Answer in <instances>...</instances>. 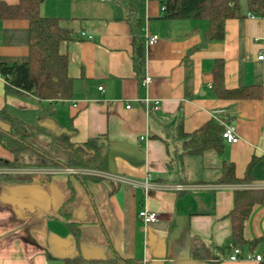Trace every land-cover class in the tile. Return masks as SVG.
Here are the masks:
<instances>
[{"label":"crops","instance_id":"1","mask_svg":"<svg viewBox=\"0 0 264 264\" xmlns=\"http://www.w3.org/2000/svg\"><path fill=\"white\" fill-rule=\"evenodd\" d=\"M239 2L242 16L227 20L224 39L208 41L207 20L165 19L160 0H42L41 14L59 18L73 33L60 45L68 55L72 96L48 101L31 92H8L0 76V109L57 133L67 129L72 117V142L99 137L109 147L120 141L142 151L144 163L137 165L140 160L119 153L116 172L109 170L108 159L107 169L78 168L104 172L98 180L83 178L66 169L63 153L32 144L60 162L23 163L16 175L30 176L29 180L0 177V264H64L114 254L143 264H258L243 257L248 252L261 254L263 243L250 250L247 245L233 246L230 237L234 191L264 188V17L250 10L248 0ZM130 13L142 21L139 36L146 65L141 77L133 65ZM0 30V60H27L28 21L0 20ZM153 34L159 40L149 44L147 38ZM217 58L224 60L228 88L258 84L262 95L219 98L212 88ZM147 75L152 80L142 85ZM210 118L234 124L239 141L227 143L223 157L213 150L184 154L180 129L190 133ZM253 156L257 160L250 181H217L223 159L234 162L236 175L243 177ZM0 157H13L1 143ZM147 173L155 187L142 185ZM145 207L158 210L159 219L144 223L138 211ZM66 221L76 224L78 239ZM244 237H264V205L254 206ZM234 247L242 251L239 260L230 258Z\"/></svg>","mask_w":264,"mask_h":264},{"label":"trees","instance_id":"2","mask_svg":"<svg viewBox=\"0 0 264 264\" xmlns=\"http://www.w3.org/2000/svg\"><path fill=\"white\" fill-rule=\"evenodd\" d=\"M163 4V18H203L208 26L204 32L205 40H222L226 33V22L231 18L242 16L239 0H160ZM42 0H18L9 3L0 0V20L25 19L28 21L29 42L28 58L23 62L9 64L0 60V71L6 81V91L17 94L33 93L39 100H68L72 96L73 78L68 70V55L60 50L63 41L72 39L70 28L62 25L57 17L44 16L40 12ZM248 7L254 14L264 17V0H248ZM133 32V65L141 77L146 65L145 48L139 36L142 21L129 14ZM1 39V30H0ZM224 60L217 58L212 67L213 90L219 98L246 99L257 98L262 95V86L251 84L228 88L224 81ZM0 120L8 125L9 129L0 127V143L9 150L12 158L0 157V166H13L23 164L19 158L26 154L35 165H56L60 162L52 154L39 152L38 149L26 141L27 135L36 132L51 137L48 146L60 151L65 156L66 165L71 168H108V143L99 137H91L86 142L74 143L71 136L75 131L71 117L65 131L55 132L50 127L23 121L7 111L0 109ZM19 128H22L23 132ZM225 125L223 121L210 118L190 133L185 135L183 141L184 154H204L208 150L215 151L223 157L226 144L223 137ZM20 131V134L17 132ZM257 158L252 157L247 165L245 175L238 177L234 162L223 159L220 183H237L251 180V170ZM29 163V162H28ZM6 180H29L30 176L0 174ZM83 178L89 177L82 175ZM98 180L96 176H90ZM256 204L264 205V188H239L234 191V206L230 211L231 240L233 246H248L254 250L259 244H264V237L248 241L244 237V227ZM76 239L80 230L72 221H66ZM262 259L258 264H264V247L261 249ZM143 264L135 257L114 254L111 258H81L66 260L64 264Z\"/></svg>","mask_w":264,"mask_h":264},{"label":"built area","instance_id":"3","mask_svg":"<svg viewBox=\"0 0 264 264\" xmlns=\"http://www.w3.org/2000/svg\"><path fill=\"white\" fill-rule=\"evenodd\" d=\"M101 1H111V0H101ZM82 34L84 35L85 33L82 32ZM89 37L91 38L92 35H89ZM159 40V37L158 35L156 34H153L151 36H149L147 38V42L149 44H153V43H156L157 41ZM259 59H262L263 58V54L259 55L258 57ZM0 76L3 77V74L1 73L0 71ZM152 80V77L147 75V76H144L142 79H141V84L142 85H147L148 83H150ZM100 89H102V87H100ZM144 102H147V100H144ZM127 108H130V104H127L126 105ZM155 109H158L159 108V101H156L155 102V106H154ZM223 137L225 139V141L227 143H236L239 141V135H238V132H237V128L234 124H226L225 125V128H224V131H223ZM143 138V137H142ZM68 171H71V172H80L81 170H88V172H91V173H94V174H102L104 172H102L101 170H97V169H78V168H71V167H67L66 168ZM142 185L145 187V188H150V187H155V183L153 182V179H152V175L150 173H147L146 175V180L142 182ZM183 186L179 185L178 188H182ZM138 216L140 217V219L146 223V224H149V223H152V222H155L159 219V216H160V212L156 209H150V208H141L139 211H138ZM241 249L239 247H234L233 248V252L231 253L230 255V258L232 260H239L240 258H242L241 256ZM245 259H255L257 261H260L262 259V254L260 253H253V252H248L246 254L245 257H243Z\"/></svg>","mask_w":264,"mask_h":264},{"label":"rangeland","instance_id":"4","mask_svg":"<svg viewBox=\"0 0 264 264\" xmlns=\"http://www.w3.org/2000/svg\"><path fill=\"white\" fill-rule=\"evenodd\" d=\"M27 116H28L27 118H31L32 117V115H29V113H28ZM0 123L3 124L4 122H2L0 120ZM8 128H10V125H9V127L6 126V129H8ZM19 129H22V128H19ZM26 138H27L28 143L34 144L36 146H39L42 149H46V147L48 146V144H47L48 141H46V140L47 139L50 140L49 136L44 135V134H40V133H35V134H32V135H27ZM31 158L33 159L34 157L32 156ZM31 158L29 156H27L26 154H22V155H20V158L19 159L22 162H26L24 164H26L27 166H29V165H35L34 163H31L30 162V159ZM22 166H24V165L23 164H18V165H13V166H10V165L9 166H0V170L7 171V172H4V174L7 173V175H13V174L16 175V169L19 168V167H22ZM78 173H80L82 175H87V176H97V174L88 172V170H85V171L84 170H81ZM60 225L64 226V224H62V223ZM117 264H124V263H121L119 261Z\"/></svg>","mask_w":264,"mask_h":264},{"label":"water","instance_id":"5","mask_svg":"<svg viewBox=\"0 0 264 264\" xmlns=\"http://www.w3.org/2000/svg\"><path fill=\"white\" fill-rule=\"evenodd\" d=\"M108 151L109 170L112 172H116L115 157L119 153L128 160L132 157L137 158V160H140L137 165L144 163V153L129 144L120 141L111 142Z\"/></svg>","mask_w":264,"mask_h":264}]
</instances>
